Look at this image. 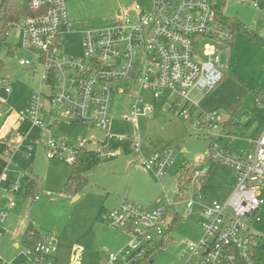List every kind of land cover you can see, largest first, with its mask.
<instances>
[{
  "label": "rangeland",
  "instance_id": "rangeland-1",
  "mask_svg": "<svg viewBox=\"0 0 264 264\" xmlns=\"http://www.w3.org/2000/svg\"><path fill=\"white\" fill-rule=\"evenodd\" d=\"M217 3L218 0H212ZM152 0H66L69 27L62 36L63 54L79 57L83 52V32L106 28L116 22L121 10H132L136 5L149 9ZM264 0H226L224 13L242 21L257 39L234 31L232 43L221 46L231 58L230 68L218 88L204 99L203 111L216 109L221 126L218 131L195 128L193 119L201 111L192 112L190 119L179 110H164L166 101L173 95L166 94L153 101L151 94L143 92L147 105H154L155 112L139 118L138 127L126 120L134 102V78L115 84L111 108L112 124L108 130L66 124L61 119L59 127L52 129L55 138L66 137L71 141L90 142L89 148L102 153L101 163L87 174L88 184L76 197L65 195L64 187L71 173L69 162L53 159L47 143L49 135L29 121H23L16 113H27L31 97L39 91L44 75L42 67L28 52L22 50V31H9L0 50L4 63L2 78L7 82L9 94L0 82V141L10 145L8 167L0 181V213L7 214L0 225V256L9 264H27L23 252L22 236L30 225L40 232L44 243L56 242L53 252L54 264H106L109 254L125 249L131 240L124 231L111 226L110 221L122 204H134L143 208H165L176 203L172 209L180 220L165 237V248L158 251L150 264H184L183 253L189 242H197L203 235L202 209H187L183 203L196 200L200 192L206 202H224L227 194L236 186V173L228 166L208 162L210 153L209 132L221 137V146L230 143L228 133L236 139L258 138L264 131ZM20 25H22L20 23ZM226 58V55H224ZM21 59L32 61L33 68L20 65ZM233 75L244 82L238 84ZM47 91L46 88L43 89ZM192 97L198 99L196 93ZM260 98V99H259ZM11 112V113H10ZM47 123V117L44 118ZM226 125V126H225ZM229 125V126H227ZM109 136L133 140L140 136L143 156L170 151L176 159L162 180L147 171L133 152L116 157L108 153L116 150L103 149ZM9 138V139H8ZM249 141V139H248ZM253 148L247 149L246 152ZM233 149V148H232ZM205 163V164H204ZM192 166L195 170H186ZM203 171L206 178L194 183L193 191H182L184 179L193 177L196 170ZM191 169V168H190ZM37 181L34 198L25 199L12 189L26 177ZM204 176V174H203ZM264 198V187L262 188ZM15 203L6 208L7 203ZM264 211V208H263ZM256 231L264 233V212ZM77 259V260H76Z\"/></svg>",
  "mask_w": 264,
  "mask_h": 264
},
{
  "label": "built area",
  "instance_id": "built-area-1",
  "mask_svg": "<svg viewBox=\"0 0 264 264\" xmlns=\"http://www.w3.org/2000/svg\"><path fill=\"white\" fill-rule=\"evenodd\" d=\"M254 7L264 12L258 4ZM29 8L38 14L12 23L11 31L21 29V48L36 59L38 64L34 69L42 67L44 75L40 90L31 97L27 113L21 111L17 115L49 135L47 146L53 159L74 163L79 151L96 140L94 137L90 142H76L53 137L51 131L59 127L58 118L87 130H108L112 124L115 84L132 78L134 102L126 120L135 127L140 117L155 112L154 105L146 104L143 92H147L153 101L168 93L173 95L166 101L164 110H179L186 119L191 118L192 112L201 111L193 119L196 129L200 126L209 131L220 129L219 113L203 111L205 97L218 88L231 65L229 54L221 46L232 43L234 31L220 22L217 3L152 0L149 9L136 5L130 11L121 10L116 22L108 27L83 32V52L79 57L63 54L62 36L69 27L66 0H30ZM20 65L33 68L28 59H21ZM0 82L9 94L6 80L1 78ZM193 93L201 97L195 99ZM208 135L212 141L208 158L231 168L237 183L224 202L208 203L200 192L196 200L183 202L189 210L200 207L203 215V235L199 241L187 244L184 264H264V233L255 229L261 222L260 212H264V131L248 141L253 146L248 152L228 149L218 143L220 137L210 132ZM111 138L127 140L108 137ZM226 138L237 141L234 137ZM141 140L140 136L133 139L136 161L162 180L176 155L165 151L144 157ZM120 154L118 150L107 156L113 158ZM203 171L206 170L200 168L191 180L184 179L182 191H193L194 183L206 178L207 173ZM20 187L17 184L12 189L18 193ZM34 200L38 201L39 197ZM175 205L143 208L122 204L110 224L124 231L131 240L125 249L109 254L106 264H127L145 255L152 244L165 240L176 216L172 209ZM14 206L13 202L6 204V208ZM6 219L7 214L1 212L0 224ZM2 236L0 232V239ZM54 249V242L45 244L42 238L40 245L26 249L20 257L27 264H54ZM0 264L9 263L0 256Z\"/></svg>",
  "mask_w": 264,
  "mask_h": 264
},
{
  "label": "trees",
  "instance_id": "trees-1",
  "mask_svg": "<svg viewBox=\"0 0 264 264\" xmlns=\"http://www.w3.org/2000/svg\"><path fill=\"white\" fill-rule=\"evenodd\" d=\"M29 1L30 0H3L0 5V50L3 44L6 42L9 31L11 30V24L14 22L19 21L22 18L35 16L38 13L30 10L29 8ZM226 0H218L217 2V15L219 20L222 24L226 27L231 28L233 31H238L243 33L247 36H252V38L257 39L258 36L254 34L242 21L237 18L228 17L224 13V6ZM4 70V63L0 60V79L2 78ZM234 80L244 86V82L240 80L236 75H233ZM224 79V77H223ZM223 81V80H222ZM260 99V98H259ZM204 106V104H203ZM217 111L216 109L207 111L213 112ZM218 112V111H217ZM221 126V125H220ZM226 126V125H225ZM229 126V125H227ZM201 128V126H200ZM229 137H236L231 136L228 133ZM221 138V137H220ZM210 139V138H209ZM230 141H234L232 138L229 139ZM218 141V139H217ZM212 141L210 140V146ZM103 149L108 150H121L125 153L133 152L134 143L133 140H125L120 141L116 138L108 139L105 143L102 144ZM224 147L228 148V145ZM10 148L7 145L0 143V176L2 175L5 168L8 166V162L5 159L6 153L9 152ZM115 152V151H114ZM7 157V156H6ZM102 160V153L100 151H95L86 147L79 151L78 157L74 163L69 164L71 168L70 176L67 179V182L64 187V194L65 195H76L82 191L88 184L87 174L96 168ZM208 162H211L210 159H207ZM191 168V169H190ZM191 170L194 172L195 170L192 166H187L182 170L181 173L186 172V170ZM209 175V173L207 174ZM192 179V176L189 177V180ZM205 181V180H204ZM37 181L34 179L33 176H28L26 179L21 183V187L18 191V195H22L25 199L28 198H36L35 192L37 191ZM180 218L178 215L174 217L173 226L179 222ZM42 235L33 225H30L25 231L22 236V245L26 249H35L38 245L42 243ZM165 240L161 242L154 243L150 247H148V251L143 255L141 258H133L127 264H150L153 260V257L158 251H161L165 248Z\"/></svg>",
  "mask_w": 264,
  "mask_h": 264
},
{
  "label": "crops",
  "instance_id": "crops-1",
  "mask_svg": "<svg viewBox=\"0 0 264 264\" xmlns=\"http://www.w3.org/2000/svg\"><path fill=\"white\" fill-rule=\"evenodd\" d=\"M11 113V112H10ZM16 115H17V113H16ZM18 116V115H17ZM9 139V138H8ZM248 139L249 140H252V139H256V137L255 138H253L252 136L250 137V138H245V139H237V141H235V142H233V143H230L229 142V138H226V140L229 142V144L231 145V148L230 149H232L233 148V151H239V150H247V149H250L251 148V146L252 145H250L249 144V142H248ZM0 143H3V144H5V145H7V147H9L10 148V145L7 143V141H4V140H2V141H0ZM205 164V163H204ZM231 193L229 192L228 194H227V196L225 197V200L228 198V196L230 195ZM77 199V197H75V200ZM1 225V224H0ZM26 230V229H25ZM24 230V231H25ZM172 230V229H171ZM23 234H24V232H23ZM3 237V236H2ZM55 243V245H56V242H54Z\"/></svg>",
  "mask_w": 264,
  "mask_h": 264
}]
</instances>
